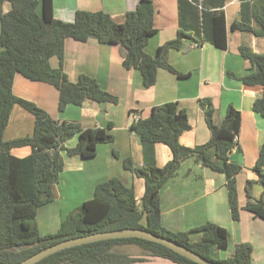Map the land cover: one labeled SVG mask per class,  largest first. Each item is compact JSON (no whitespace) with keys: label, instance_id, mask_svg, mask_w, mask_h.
<instances>
[{"label":"trees","instance_id":"16d2710c","mask_svg":"<svg viewBox=\"0 0 264 264\" xmlns=\"http://www.w3.org/2000/svg\"><path fill=\"white\" fill-rule=\"evenodd\" d=\"M0 0V261L16 264L41 249L90 233L122 228H142L171 238L188 246L200 255L223 264H253V246L250 242L237 244L229 257L215 258L214 253L225 249L229 230L214 222L174 232L162 224L160 190L173 177L182 161L194 157L203 166L225 174L228 203L233 220L239 221L237 175L242 167L230 161V153L237 145L236 135L241 125V112L229 107L220 124L214 120L211 98L201 99L205 119L211 130V139L193 147L181 143V135L191 129L188 114L177 101L155 105L147 118L133 121L134 131L143 146L144 165L136 166L131 158L124 159V167L144 180V193L138 201L133 186H127L119 177H111L97 184L92 198L71 211L54 233H41L38 224L40 207L54 202V185L64 167L62 153L69 156L92 158L100 143L114 140L107 128H83L79 123L59 121L35 102L16 95L13 81L17 73L33 81L54 85L59 90V108L68 104L83 105L87 100L117 104L119 97L105 90L89 75H80L77 81L69 79L64 70L65 40L72 37L87 41L95 38L101 43L121 44L125 50L124 65L140 71L145 87L157 81L159 68L189 76L177 71L168 61L171 49H180L185 40L199 44L210 42L226 49L227 24L224 6L227 0H179V28L176 38L157 48L155 56L145 47L157 32L154 25L155 8L152 0H140L135 10L128 12L124 22H116L105 11L78 10L74 21L54 17L53 0H8L12 8L5 12ZM232 28L264 37V0H243L240 18ZM241 55L249 59L255 71L241 77L247 85L264 87V54L241 46ZM56 56L58 67L50 59ZM21 105L35 116L32 135L4 139L12 109ZM253 109L264 118V93L253 103ZM112 127V123L108 128ZM78 137L74 147L66 142ZM169 146L173 158L164 166L156 162L155 145ZM30 146L32 152L23 157L12 150ZM259 181L264 187V144L255 165ZM252 180H248L245 209L264 219V190L259 199H253ZM201 232L199 240L191 233ZM122 245H136L139 255L121 249ZM146 256H159L176 264H200L173 249L140 237L105 239L59 250L36 264H133L145 261Z\"/></svg>","mask_w":264,"mask_h":264},{"label":"crops","instance_id":"0c3cea01","mask_svg":"<svg viewBox=\"0 0 264 264\" xmlns=\"http://www.w3.org/2000/svg\"><path fill=\"white\" fill-rule=\"evenodd\" d=\"M152 1L157 32L150 37L145 50L155 56L160 45L176 38L180 18L179 0ZM242 1L227 0L224 6L228 34L226 49L210 42L199 44L185 40L180 49H171L167 58L177 71L189 76L181 77L176 72L159 68L157 81L151 87L144 86L139 70L124 65L126 50L121 44L101 43L95 38L87 41L66 38L63 65L69 79L75 82L83 74L95 78L105 90L119 97L117 104L87 99L83 105L68 104L60 110L59 90L54 85L33 81L21 73L15 75L14 93L35 102L53 118L79 123L83 128H107L114 135L112 142L98 144L97 154L92 158L62 153L64 167L59 181L54 185L55 200L38 210L41 233L56 232L71 211L93 197L97 184L111 177H119L127 186H133L140 201L145 188L144 180L126 169L123 163L124 159L131 158L136 166L144 165L143 146L138 135L131 130L133 116L137 114L140 118H147L155 105L177 101L179 107L187 111L191 124V129L181 135L180 141L185 146L193 147L211 139V130L200 105L201 99L211 98L217 124L222 122L229 107L241 112L237 145L229 156L231 162L242 167L237 175L240 220L235 221L231 216L225 174L203 166L190 157L182 161L176 174L160 190L162 224L171 231L179 232L214 222L226 227L230 233L227 247L219 249L217 253L226 258L233 254L237 244L250 242L253 246V264H264V219L245 209L248 180L253 181V199H259L264 190L259 173L255 170L264 144V118L253 109V103L263 96L264 87L247 85L241 80V77L255 71V66L240 52L241 46L245 45L254 52L264 54V37L232 28L234 21L240 18ZM139 2L53 0V10L56 19L67 22L74 21L78 10H88L105 11L116 22L122 23ZM11 8V2L6 0L3 10L7 12ZM50 63L52 67L59 66L56 56L50 59ZM110 123L112 127L108 128ZM34 128L35 116L17 104L12 109L4 139L32 135ZM77 142L78 137L74 136L66 145L74 147ZM12 152L23 157L29 155L32 148L17 147ZM155 155L159 167L173 158L171 149L163 143L155 145ZM42 209L44 212L41 216ZM57 214L59 218H56ZM201 237V232L191 233L192 240ZM142 263L175 264L159 256H146Z\"/></svg>","mask_w":264,"mask_h":264},{"label":"water","instance_id":"95a60500","mask_svg":"<svg viewBox=\"0 0 264 264\" xmlns=\"http://www.w3.org/2000/svg\"><path fill=\"white\" fill-rule=\"evenodd\" d=\"M124 237H140L147 240H151L160 244H163L174 251L182 254L183 256L192 259L200 264H223L218 261L206 258L199 253L195 252L186 245H183L171 238L166 236L153 233L149 230L142 228H122L109 231H101L96 233H90L87 235H82L70 239L62 240L56 244L45 247L38 251L37 253L31 255L30 257L16 263V264H36L45 257L68 247H73L77 245H82L89 242L113 239V238H124ZM0 264H8L0 261Z\"/></svg>","mask_w":264,"mask_h":264},{"label":"rangeland","instance_id":"374dc122","mask_svg":"<svg viewBox=\"0 0 264 264\" xmlns=\"http://www.w3.org/2000/svg\"><path fill=\"white\" fill-rule=\"evenodd\" d=\"M53 203V202H52ZM52 203H49V204H47V205H50V204H52ZM46 206V205H45ZM40 208H44V206L43 207H40ZM56 208H58V206H56ZM44 209H42L41 211H40V215L42 216V213L44 212L43 211ZM56 216V218H59V214H57V215H55ZM57 232V231H56ZM121 249H123V250H126V251H129L131 254H136V255H139L140 253H141V249L139 248V246H136V245H122V247H121ZM214 255V257L215 258H220L221 256L223 257V255L222 254H219V253H214L213 254ZM145 260H146V258H145ZM142 262H144V261H141V262H136V263H134V264H143ZM156 264H158V263H156ZM176 264V263H175Z\"/></svg>","mask_w":264,"mask_h":264},{"label":"built area","instance_id":"2783aa9c","mask_svg":"<svg viewBox=\"0 0 264 264\" xmlns=\"http://www.w3.org/2000/svg\"><path fill=\"white\" fill-rule=\"evenodd\" d=\"M133 119H134L133 121L136 122V121H138V120L140 119V116L137 115V114H135V115L133 116ZM235 139H236V141H238V135H236V138H235Z\"/></svg>","mask_w":264,"mask_h":264}]
</instances>
